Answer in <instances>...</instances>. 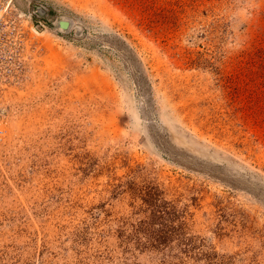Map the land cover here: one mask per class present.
Returning <instances> with one entry per match:
<instances>
[{
  "label": "rangeland",
  "instance_id": "obj_1",
  "mask_svg": "<svg viewBox=\"0 0 264 264\" xmlns=\"http://www.w3.org/2000/svg\"><path fill=\"white\" fill-rule=\"evenodd\" d=\"M0 264H264V0H0Z\"/></svg>",
  "mask_w": 264,
  "mask_h": 264
},
{
  "label": "water",
  "instance_id": "obj_2",
  "mask_svg": "<svg viewBox=\"0 0 264 264\" xmlns=\"http://www.w3.org/2000/svg\"><path fill=\"white\" fill-rule=\"evenodd\" d=\"M37 10H38V12L41 13V14L46 13V9H44V8L41 7V6H37ZM70 25H71V21L68 20V19H60V20L58 21V24H57V26H58L59 28H62V29H69V28H70Z\"/></svg>",
  "mask_w": 264,
  "mask_h": 264
}]
</instances>
